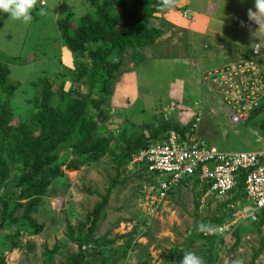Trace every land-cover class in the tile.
<instances>
[{"label":"rangeland","instance_id":"374dc122","mask_svg":"<svg viewBox=\"0 0 264 264\" xmlns=\"http://www.w3.org/2000/svg\"><path fill=\"white\" fill-rule=\"evenodd\" d=\"M100 3L111 10L121 11L124 8H129L132 0H100ZM242 7L244 10L247 9L244 4ZM41 9H33V19L28 23L14 20L8 14L0 12L1 57H21L25 60L24 65H9L10 79L17 86L11 97L14 123L33 108V101L37 90H39L34 87L33 83L37 82L38 78L47 76L56 85L65 82L64 89L67 92L71 88H77L76 84L71 86L72 73L75 71L76 64L73 61V56L65 49L61 41L56 22L69 13L73 25H75L80 16L92 9L89 8L86 0H48L47 6L43 8L45 14H40ZM241 15L245 16L247 13L241 12ZM175 17L182 21L180 11L175 12ZM153 22L152 24H154ZM244 22H246L245 27H250L252 31L249 34L252 38L248 39L251 43L253 38L259 35V26L253 22ZM173 36L167 34L164 39L162 38V43L168 42L167 39ZM156 50L154 47L146 48L143 55L148 58L147 56L152 55L153 52L156 53ZM164 52H171V49L166 48ZM87 60V58L84 59V56L78 58V61H85L86 64ZM122 61L124 67H122L121 74L124 71H129L131 65H134L131 69L136 67L128 56L127 58L125 56ZM131 89L126 88L129 94L133 92ZM79 90L82 93L86 92L85 87H81ZM68 98L66 97V99ZM107 98L108 102L100 108L107 111L108 119L99 124V133L105 137H111V145L107 153L97 162L80 165L77 171H69L65 165L61 167L64 177L52 182L47 194L42 197L37 211L32 215L37 223L44 225L40 234H23L20 239V247L9 251L5 250L8 247L5 235L11 234L15 228L13 227L10 231L0 230V251H3L2 256L5 264H43L44 245L49 249L55 246L58 248L61 253L55 256V261L58 263L63 261L62 254L76 250L67 237L66 224L68 222L75 229L78 224L85 221L87 212L101 201L98 194L103 195L110 181L116 177L114 155L120 152L121 138L124 133L125 135L131 133L128 124L131 127L135 124L127 121L125 114L114 109L112 96ZM172 104H168L166 108L172 110ZM219 104L222 106L221 102ZM169 112L168 115L172 121L180 124L189 121V112L178 114ZM157 118L159 119L157 116L154 123L157 122ZM214 118L220 123L217 131L219 130L223 134L217 136L216 132L210 133L209 129L213 130V126L207 125L206 132L208 134L206 136L209 139L212 138V142L217 148L221 150L264 149V107L255 112L245 125L234 128L228 126L225 116L222 119H219V116ZM129 119L136 120L135 116H130ZM60 156L61 161L64 160L66 164L72 158L71 150L62 151ZM11 168L13 169V167ZM126 169L127 172L121 174L118 179L127 177L128 180L124 184H117L111 191L108 204L102 212L95 232V238L105 237L114 241L103 248L102 255H108L110 259L107 264H141L144 262L148 264H176L179 256L186 251H192L202 257L204 264H206L207 258L214 253L216 254L214 264H249L253 253L261 244L263 250L254 264H264V217H260L252 224L241 223L237 229V236H221L222 243L217 244L215 251L206 239L199 238V233L205 226H199L200 231L196 232V227L201 221H205L208 225H216L215 222H211L212 218L227 216L231 210L237 207V202L233 205L230 203L222 206L229 201L234 195L233 193L220 199L211 198L202 209L198 208L196 211L194 203L196 195L201 189L192 183L181 184L174 193L167 197L164 207L156 215L150 217L149 225L145 226L144 221L147 218L140 216L136 199L142 184H146V181H141L133 176L136 174L131 163ZM4 192H6V188L0 190V195H3ZM136 230L140 233L139 235L136 234ZM145 230L148 232L147 236L141 233ZM201 233L203 234V232ZM84 250L88 255V260L93 264H102V261L106 260L105 257L99 256L98 250L92 246L85 247Z\"/></svg>","mask_w":264,"mask_h":264},{"label":"trees","instance_id":"16d2710c","mask_svg":"<svg viewBox=\"0 0 264 264\" xmlns=\"http://www.w3.org/2000/svg\"><path fill=\"white\" fill-rule=\"evenodd\" d=\"M86 2L92 11L80 16L75 25L69 13L56 22L61 41L76 64L71 86L76 84L77 88L67 92L64 89L65 82L56 85L47 76L38 78L33 83L35 88H39L33 101L34 106L16 123L11 97L17 86L10 79L9 65H24L25 60L0 55V190L6 188V192L0 195V230L10 231L15 228L11 234L5 235L8 242L5 250L19 248L23 234L38 235L42 232L44 225L37 223L32 215L52 182L64 177L62 166L65 165L69 171H77L80 165L97 162L107 153L111 137L99 133V124L106 121L108 116L107 111L100 107L112 95L113 85L124 67L122 59L128 56L135 65L144 62V48L153 46L162 35V30L152 24L156 14L165 12L161 10L160 0H132L129 8L121 11L106 8L100 0ZM79 56L87 58L88 63L78 61ZM81 87H85V93L80 92ZM192 124V120L180 124L170 118L164 119L161 113L156 123H143L134 132L127 135L124 133L120 152L114 155L116 177L110 181L103 195L98 194L101 201L87 212L85 221L75 229L68 222L66 224L67 237L76 250L62 254L63 261L58 263L55 261V256L61 254L58 248L55 246L49 249L44 245L42 263L93 264L84 250L90 246L98 250L99 256H103V248L114 241L105 237L95 238V232L111 191L117 184H124L128 180L127 177L121 180L118 178L127 172L126 167L139 151L164 141L170 131L185 138ZM67 149L71 150L72 158L65 164L64 160L61 161L60 153ZM132 168L135 170V178L149 182L143 164H133ZM244 178L243 172L239 174L236 188L231 192L234 195L222 206L244 202ZM187 182L193 185L198 183L195 178ZM204 191L205 188H202L196 195V211L199 197ZM225 217H214L211 222L220 224ZM260 217H264V213ZM199 226L209 225L201 221L196 232ZM147 230L141 233L147 236ZM237 231L232 235L237 236ZM201 232L199 238L206 239L214 251L217 244L222 243L221 237L203 236ZM136 234L140 233L136 230ZM262 250L261 244L249 264H254ZM2 252L0 264H5ZM103 257L106 260L102 264L110 262L108 255ZM182 258L183 255H180L176 264H180ZM215 258L214 253L207 258L206 264H214Z\"/></svg>","mask_w":264,"mask_h":264},{"label":"crops","instance_id":"0c3cea01","mask_svg":"<svg viewBox=\"0 0 264 264\" xmlns=\"http://www.w3.org/2000/svg\"><path fill=\"white\" fill-rule=\"evenodd\" d=\"M243 4L247 9H243ZM250 8L255 10L254 0H179L174 11L156 14L152 22L162 30V35L150 48L159 50L145 57L146 61L134 69L131 65L129 71H124L111 95L114 109L125 114L127 121L135 123L132 127L128 124L131 133L139 124L154 123L168 104L173 103L176 111L171 112H189V121L196 113L201 114L197 135L215 146L212 138L206 136V126H213L210 133L223 134L217 131L220 123L214 117L222 119L225 113L223 105L219 104L216 87L206 80V75L248 57L253 44L264 43V30L255 35L253 42L248 41L252 38L249 36L251 30L245 27L244 21L252 22L247 15L240 14L247 13ZM178 11L182 13V21L175 17ZM185 11L189 18L183 15ZM167 34L174 36L162 43ZM166 48L171 52H164ZM260 62H264V47ZM127 87L132 88V94L127 92ZM193 103L197 105L192 106ZM130 116H135L136 120H130Z\"/></svg>","mask_w":264,"mask_h":264},{"label":"built area","instance_id":"2783aa9c","mask_svg":"<svg viewBox=\"0 0 264 264\" xmlns=\"http://www.w3.org/2000/svg\"><path fill=\"white\" fill-rule=\"evenodd\" d=\"M47 4L48 0L46 5L37 3L34 9ZM183 15L189 17L187 11ZM254 47L248 57L206 75L220 96L229 127L245 125L254 111L264 106V62H260L264 44L258 42ZM172 110L176 111L174 106ZM172 110L162 111L164 119H169L167 113ZM192 121L185 138L170 131L164 141L149 145L133 157L131 165L143 164L149 178L139 190L136 206L140 216L147 218L144 224L148 226L150 217L164 207L167 197L195 178L197 186L205 188L199 197L198 208L202 209L209 199L231 194L243 172L244 202H237L220 224L202 228L204 236H231L241 223H255L264 213V149L221 150L197 135L201 114L196 113Z\"/></svg>","mask_w":264,"mask_h":264},{"label":"clouds","instance_id":"9594fccd","mask_svg":"<svg viewBox=\"0 0 264 264\" xmlns=\"http://www.w3.org/2000/svg\"><path fill=\"white\" fill-rule=\"evenodd\" d=\"M37 3L46 5L47 0H0V12L8 14L14 20H20L24 23H28L33 19L32 11L36 7ZM178 5L179 0H160V7L162 11H174ZM254 9L255 10L252 8L248 9V19L250 22L257 24L259 26V31H262L264 30V0H254ZM40 14H45L43 8L41 9ZM241 23L243 25V22ZM254 46L255 44L252 45L253 50L255 51ZM180 264H204V261L202 257L198 256L196 253L186 251L183 254Z\"/></svg>","mask_w":264,"mask_h":264}]
</instances>
